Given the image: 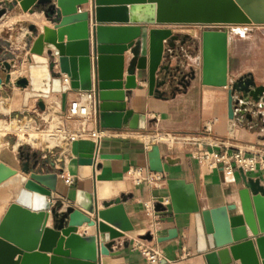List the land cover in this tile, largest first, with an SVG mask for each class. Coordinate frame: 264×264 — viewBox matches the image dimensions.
Segmentation results:
<instances>
[{"label": "water", "instance_id": "water-1", "mask_svg": "<svg viewBox=\"0 0 264 264\" xmlns=\"http://www.w3.org/2000/svg\"><path fill=\"white\" fill-rule=\"evenodd\" d=\"M219 1L12 0V4H19L25 12H42L53 26L44 25L40 29L31 24L28 27L27 37L33 38L28 42L29 54L34 62L28 65L27 75L14 80L12 70L17 61H9L6 50L0 45V86L15 84L21 89L27 88L24 107L29 106L30 99H35L41 110L47 108L45 100L52 94L61 95V107L65 109L68 91L94 90L99 100L101 127L145 129L146 117L128 109L127 103L138 85L137 71L146 78L151 95L165 98L162 88L170 75V66L164 62L165 50L174 49L177 41L184 43L187 38H181L166 26L200 24L208 27L201 35L199 73L202 84L228 88L231 119L251 115L249 106L252 111L257 109L258 103L264 106V85H257L252 74L229 83V30L209 28L225 22ZM84 5L90 8L79 11ZM7 10L8 7L1 3L0 20ZM35 56L44 57L46 61H37ZM40 66L45 70L42 87L37 88L33 70ZM188 76L195 79L196 72L182 77L179 83L183 88L189 85ZM159 154V146L154 145L150 157L157 158ZM120 157L117 154L100 156L101 159ZM94 163V157L78 158L80 167L89 168ZM40 165L45 163H40L36 152L22 158L19 171L0 163V189L4 191L2 203L6 208L0 217V264H99V256L109 255L114 240L133 230L124 208L125 198L106 201L99 207L93 193L79 189L76 207L69 206L60 212L49 199L57 189L58 173L43 172ZM241 175L244 183L239 192L242 212L232 216L230 211L236 210L237 205L209 210H200L198 206L181 208L175 192L179 182L168 181L173 210L196 214L198 250L204 254L207 264H231L232 256L249 263L255 260L251 258L254 253L249 254L254 249V240L247 239L246 223L255 235L264 264V234L259 235V232L264 233V184L242 170ZM37 197L42 198L39 205L35 202ZM50 218L52 226L47 225ZM84 224L95 232L92 235L78 233V227ZM177 236V231L171 229L158 241ZM255 264L259 263L255 261Z\"/></svg>", "mask_w": 264, "mask_h": 264}, {"label": "crops", "instance_id": "crops-1", "mask_svg": "<svg viewBox=\"0 0 264 264\" xmlns=\"http://www.w3.org/2000/svg\"><path fill=\"white\" fill-rule=\"evenodd\" d=\"M11 1L2 0L0 4L8 5ZM7 7V13L0 20V35L4 31L8 34L17 25H21L22 28L24 25L29 27L31 24H36L40 29L44 25L53 26L45 19L42 12H25L19 4ZM84 10L83 6L79 8V11ZM181 26H190V24H173L166 27H170L174 33L180 34L183 38L186 35H182L177 29ZM224 28L227 29L225 26ZM245 30L253 32L251 29ZM244 36L243 39H235L231 37L229 31L228 81L231 83L243 75L252 74L257 85H264V54L262 60L256 63L251 60V47L264 48V40L259 37ZM25 40V45H28V40ZM5 41L6 43L0 45L7 51V59L16 60L9 47H16L14 49L17 50L18 45L14 46L9 39ZM239 42H245L248 49H240ZM24 49L26 48L23 47ZM28 54L29 50H26L25 57ZM25 57L26 62L28 60ZM41 58L43 59L37 61H46L44 57ZM164 62L170 66V75L162 91L165 94L171 89L172 96L165 95V98H159L151 95L146 78H142L141 73L137 71L138 85L127 99L128 109L146 117L145 129L134 130L127 126L121 129H108L99 124L106 135L98 141L91 137L73 139L69 142L71 145H65V150L38 153L40 163H45L44 166L40 165L43 172L58 173L57 189L52 191L49 199L52 205L58 206L60 212L69 206L76 207L75 197L79 189L93 193L99 207H103L106 201H115L118 197L125 198L123 204L133 230L114 240L109 255L99 256V264H207L204 254L198 250L199 233L196 214L173 210L168 181L179 182L175 186V192L180 198L181 208L198 206L200 210H209L237 205L236 210L230 211L231 216L237 215L242 212L239 192L244 188V183L241 170L234 163L230 170L224 169L223 163H219L214 169H209L205 162L195 157V153L202 146L216 153L227 150L230 154L235 153L237 148H264V106L261 107V103L256 104L255 111L249 106L248 111L251 115H238L235 119L228 116V88L207 86L201 82L200 39L187 37L184 43L181 40L177 41L174 49L166 48ZM28 64L29 62L23 63L19 68L25 67L27 71ZM192 71L196 72L195 79L188 76L189 85L183 88L179 83L180 80L184 75H190ZM22 74L17 73L18 76ZM162 77L160 75V78ZM6 88L11 86H0V98L4 100L17 98L19 103L3 113L17 112V116H20L24 112L29 114L35 108L37 101L35 99L33 104L30 100L29 106L24 108L20 91L24 92L26 88L17 89L13 96L7 93ZM80 92L81 90L78 89L68 91L66 106L78 98ZM51 98L52 100L56 98L61 107L60 94H52ZM180 98L193 102L197 111V121L192 125L170 126L165 121L168 108L177 100H181ZM52 103L55 104L56 101ZM18 105L23 109H19ZM70 122L67 120V127L76 129V125ZM157 133L177 137L192 136L195 140L185 142L180 139H165ZM140 135L151 136L153 139L144 141L139 138ZM206 140L210 142L215 140L219 144L210 146L206 144ZM154 145L159 146L160 154L157 158L150 157ZM102 154H117L121 157L101 159ZM80 157H94L96 163L89 168L80 167L78 164ZM0 163H5L14 170H21L19 164L17 167L13 166V155L9 152ZM84 172L88 173L83 176ZM246 175L254 179L259 178L264 184V169L248 172ZM67 176L73 177L71 184L66 182ZM3 196L4 191L0 189L1 215L6 210L1 206ZM167 198L170 199V203L164 204L163 201ZM47 225H53L52 218ZM171 229H175L178 236L159 242L158 239L167 236ZM245 229L247 239L254 240V249L249 254L254 253V257L251 258L255 260L249 263L244 262L242 258L234 259L232 256L231 264H255V261L262 264L263 258L255 243V235L247 223ZM77 232L82 235H92L95 230L84 224L78 227ZM263 234L259 232V235Z\"/></svg>", "mask_w": 264, "mask_h": 264}, {"label": "rangeland", "instance_id": "rangeland-1", "mask_svg": "<svg viewBox=\"0 0 264 264\" xmlns=\"http://www.w3.org/2000/svg\"><path fill=\"white\" fill-rule=\"evenodd\" d=\"M219 2L221 8L223 9L225 22L215 23L213 24L214 26L212 25L209 28L225 29L224 28L225 26L227 27V29L229 28V31H231V37L235 39H243L242 36L245 35L244 37H250V38L259 37L264 40V0H220ZM9 4L14 5L12 4V1ZM9 4L6 6H10ZM234 6H236L237 8L236 7L234 8ZM83 8L85 9L90 8V5H84ZM12 29L13 30L10 31L8 34L6 33V31L1 33L0 43H6L5 40L9 39L10 43L14 44V46L18 45L19 48H17V50L14 49L16 47L14 48L9 47V49L12 51L13 55L16 58L17 64L15 69L18 71L20 69L19 66H21L23 63L27 64V62H29L30 64L34 62V58H32L30 54H28L25 57L26 50H29V43L28 45H25V41H26L25 39H27L28 42L29 41L31 42L33 38L27 37V34L30 33L27 25H24V27L22 28L21 25H17ZM177 29L181 32L182 35L185 34L188 38L196 37L197 39L201 40L202 31L208 29V27L200 24H190V26H181L178 27ZM245 29H251L253 32L250 33ZM244 43L245 42H239L240 49H248V47L245 46ZM23 47H25L26 49L23 50ZM251 49H252L251 60L254 63H256L259 60H262L264 54V50H263L264 48L253 46L251 47ZM15 54H18V56ZM7 56L8 55H6V57ZM24 57L28 61L25 62ZM28 65L26 66L28 67ZM21 68L25 69V67H21ZM27 74L28 72L25 69L22 75H27ZM17 89H19V87L13 84L11 88H6V91L10 96L11 95L13 96V94H16ZM20 94L22 98H24V92H22V90L20 91ZM172 94L173 93L171 89L165 93V95L168 97H171ZM21 96H19V98ZM180 99L181 100H177L176 102H174L173 106L168 108L167 111L168 114L167 117L165 118V121L170 126L177 127L188 124L192 125L197 121V111L194 109L193 102L184 98H180ZM30 100L31 103L33 104L34 99H30ZM54 100L56 101L55 104L52 103V101ZM54 100H52L50 96L48 99L45 100L47 103V108L45 110H41L36 105L35 108H33V110L29 112V114H27L28 112H24V114H20V116H17V112L11 113L10 111L9 113H3V112H7L8 110L5 111L0 109V119L7 121L24 120L25 122L31 124V128H30L31 131L33 130L36 132H41L43 130H53L60 132L66 131L65 133L79 131L81 120L68 119L66 114L62 111L60 107V102L56 100V98ZM18 103L19 102L16 98L13 107L17 106ZM18 107L21 110L23 109L19 105ZM67 120L71 121L70 123L75 124L77 128L69 129L66 124ZM157 134H161L162 136H164V133H157ZM26 136H28V134H26ZM20 137L21 134L18 133H7L4 135L3 137L4 141L1 149L2 151L0 150L1 161L7 157V153L9 152L10 154L13 155V166L17 167V164L21 166L22 158H25V156L29 153H33V152L44 153L51 147H54L53 150L55 152H60L66 149L64 147L65 144L57 143L52 140L49 141L48 147H43L41 145L33 146L32 144L26 141L22 142L17 147L14 146L17 144ZM42 138L44 141L48 140L49 134L48 133L42 134ZM55 144L64 145V146H57V145L55 146Z\"/></svg>", "mask_w": 264, "mask_h": 264}, {"label": "built area", "instance_id": "built-area-1", "mask_svg": "<svg viewBox=\"0 0 264 264\" xmlns=\"http://www.w3.org/2000/svg\"><path fill=\"white\" fill-rule=\"evenodd\" d=\"M62 111L66 114L68 119L81 120L80 130L75 132L79 133V137H91L98 141L105 135L99 127V100L94 90L81 91L79 97L67 105L65 109H62ZM163 138L171 140L180 139L185 142L195 140L192 136L177 137L171 134H166ZM205 142L210 146L219 144V142L215 140L211 142L210 140H206ZM53 149L54 147H51L47 151L51 152ZM195 157L199 161L205 162L209 169L216 168L219 163H223V168L227 170H230L232 163H234L236 167L245 174L264 169V148H237L235 153L230 154L227 150L222 153H216L202 146L196 151ZM65 180L68 184H71L73 182V177L67 176ZM163 203L169 204L170 199H164Z\"/></svg>", "mask_w": 264, "mask_h": 264}, {"label": "bare ground", "instance_id": "bare-ground-1", "mask_svg": "<svg viewBox=\"0 0 264 264\" xmlns=\"http://www.w3.org/2000/svg\"><path fill=\"white\" fill-rule=\"evenodd\" d=\"M128 5L130 7V4H128ZM36 59L42 60L43 58L36 56ZM44 70H45V68H43V66H40L38 68H34V70H33V76L35 77L34 82H35V86L37 88L42 87L41 78H42ZM24 71H25V69H22V68H20L18 70V72L21 74L24 73ZM16 72L17 71H15L14 69L12 70V80H14L18 76L17 75L18 72L17 73ZM15 99L16 98H12L11 100H4V99L0 98V109L5 110V111L10 110L11 108H13V106L15 104ZM30 128H31V124H29L28 122H25L24 120L7 121V120H1L0 119V150L2 149V145H3V141H4L3 137L7 133L21 134V137L18 140L17 144L14 145L16 147L24 141L29 142L33 146L41 145L43 147H48L49 141H51V140L55 141L57 143H62V144L68 145V144H70L69 142L73 139H82L81 137H79V133H75V132L65 133L66 131L60 132V131H53V130H43L41 132H36L33 130L31 131ZM44 133L49 134V139L46 141H44L42 138V134H44ZM26 134H28V136H26ZM83 138H87V137H83ZM139 138L144 140V141H149V140L153 139V137L147 136V135H140ZM93 140L96 141V139H93ZM56 145L57 146H64V145L55 144V146ZM87 173L84 172L83 176L86 175ZM35 202L37 205H39L42 202V198L41 197L35 198ZM33 203H34V201H33ZM1 206L5 210L4 203H2ZM1 216L2 215L0 213V217Z\"/></svg>", "mask_w": 264, "mask_h": 264}]
</instances>
